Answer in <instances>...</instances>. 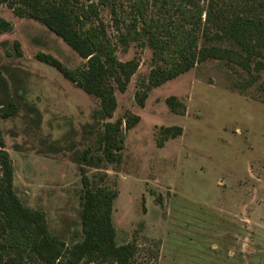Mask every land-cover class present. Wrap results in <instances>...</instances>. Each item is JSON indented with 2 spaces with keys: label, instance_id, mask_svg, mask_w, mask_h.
<instances>
[{
  "label": "rangeland",
  "instance_id": "374dc122",
  "mask_svg": "<svg viewBox=\"0 0 264 264\" xmlns=\"http://www.w3.org/2000/svg\"><path fill=\"white\" fill-rule=\"evenodd\" d=\"M71 2L89 15L86 30L117 48L118 61L138 68L125 91L115 89L117 107L102 118L98 98L37 54L71 70L88 60L41 23L20 17L19 0L0 5V19L12 28L0 34V264H46L30 242L42 252L53 235L69 247L84 240L81 168L113 197L112 242L131 248L128 264H264V67L248 73L209 60L149 89L151 71L167 65L161 56L171 61L178 42L190 34L201 47L206 15L196 27L192 14L211 0ZM141 2L170 46L158 56L143 37L123 39ZM128 117L139 121L129 127ZM119 121L101 151L106 125ZM16 197L45 219H22ZM67 250L55 264L66 262ZM78 264L98 263L84 257Z\"/></svg>",
  "mask_w": 264,
  "mask_h": 264
},
{
  "label": "trees",
  "instance_id": "16d2710c",
  "mask_svg": "<svg viewBox=\"0 0 264 264\" xmlns=\"http://www.w3.org/2000/svg\"><path fill=\"white\" fill-rule=\"evenodd\" d=\"M6 1L0 0V5ZM218 1L220 0H211L206 10L200 9L198 14H192V17L196 16L193 23L196 27L201 26L202 15H206L201 47L198 46V37L190 34L187 36L188 40L186 41L188 42L185 44L178 42L171 61H168L165 56H161L167 65L158 66L151 71L149 89L160 87L190 71L196 63L202 64L209 60L221 61L227 66H238L248 73H252L253 69L256 71L263 69L264 0H236L229 6L226 5L225 0H223V5ZM16 13L20 17L30 18L41 23L69 45L79 57L88 60L85 66L71 70L50 54L43 52L37 54V59L40 62L57 69L68 81L88 95L98 98L101 102V117H110L117 107L114 96L115 89L122 92L126 90L127 83L138 68L136 61L125 63L118 61L117 48H113L110 43L105 45L95 33L85 29L90 17L88 14L79 12L71 0H19ZM140 24L141 32H137V27ZM11 29L5 20L0 19V34ZM132 35L134 40H138V36L143 37L144 42H147L148 46L154 50L156 56L169 51L168 42L159 38L158 25L148 19L145 2H141L137 6L133 24L128 29L127 35L123 37L126 43ZM17 50L19 52V49ZM137 97L143 105L147 94L143 93L142 96L137 94ZM175 101L174 98L168 100L173 110L177 106ZM10 107L13 108L14 105L11 103ZM4 116L6 115L4 114ZM138 119L128 117L129 127L133 126L135 121H139ZM120 125H122V121L117 122L116 125H106L105 134L99 145L101 151L108 150L112 129L116 131ZM169 131L167 130V133ZM0 140V145L4 147L1 131ZM121 143L122 139L114 149H120ZM87 155L88 152L83 158L86 161L88 160ZM80 170L83 187L87 191L81 198L84 209L82 213V237L84 240L75 242L69 247L65 241L57 235H53L50 237V242H48V237L46 241H43L42 252L41 249L39 251L37 242H30V244L38 247L37 253L46 264H55L61 255L60 249L62 248H68V256H65L66 262L59 260L57 264H78L84 257L98 264H128V259L132 254L131 248L116 249L112 242V230L108 221L113 197L105 189L94 187L95 184L85 176L84 168ZM15 200L18 206L17 212L22 219L25 220L26 215L30 214L42 215L45 219L42 212H33L17 197ZM45 230L47 232V226Z\"/></svg>",
  "mask_w": 264,
  "mask_h": 264
}]
</instances>
